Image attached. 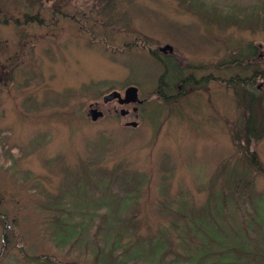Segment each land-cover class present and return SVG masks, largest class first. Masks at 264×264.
Returning <instances> with one entry per match:
<instances>
[{
    "label": "rangeland",
    "instance_id": "rangeland-1",
    "mask_svg": "<svg viewBox=\"0 0 264 264\" xmlns=\"http://www.w3.org/2000/svg\"><path fill=\"white\" fill-rule=\"evenodd\" d=\"M37 13L42 27L13 22ZM152 53L193 81L167 104ZM256 69L264 0H0V264H264V174L236 140L245 120L228 83ZM128 87L141 104L102 102ZM248 89L262 127L264 79ZM249 141L264 168V136ZM61 217L79 231L62 245Z\"/></svg>",
    "mask_w": 264,
    "mask_h": 264
},
{
    "label": "trees",
    "instance_id": "trees-1",
    "mask_svg": "<svg viewBox=\"0 0 264 264\" xmlns=\"http://www.w3.org/2000/svg\"><path fill=\"white\" fill-rule=\"evenodd\" d=\"M52 14L54 16L55 14H57V11H53ZM72 18L75 19L76 17L72 16ZM5 22L6 21H3L2 24H5ZM13 22L16 26H19V25L20 26L21 25L22 26H28V25H32V24H36V25L41 26V27L44 26L43 20L40 18L39 13H37L33 16L25 14L24 17L22 18L21 22L17 21V20H14ZM78 28H79V30L83 31L81 26H78ZM128 49H129V47H127V49H125V50H128ZM152 56L156 60L160 61L162 68H163V74L160 77L159 85H158V88H157L155 95L160 101L167 104L172 99V97L168 93L171 86H173L177 81H179L182 84V86L184 87L186 85H191L193 83V81H192V78H190V77L189 78H181V76H180L181 71L178 69L177 63L173 60L171 61L169 57H167L166 59H158L154 53H152ZM233 64L234 63H230V66H232ZM263 79H264V70L256 69V70H254L253 75L251 77L243 78L241 80L236 78L235 80L228 81V83H233V84H235L236 87L238 86L240 88V90H239L241 92L240 94L237 91V88H235V87H234V89H235L234 91L237 94V99H238L237 105H238L239 109H241L242 115H243L244 120H245L244 121V127L242 130V136L236 135L235 136L236 140H238L240 142L243 141V142H241V146L239 145V147H241L242 151L244 152L249 166L260 174H264V168L262 167L260 161L258 160L256 153L254 151H250L248 146L250 144V141H249L250 138L252 139V141L254 143H256L262 138V136H264V126L261 127L257 123V121H258L257 114L258 113H260L259 116L261 117V119H263V115L261 114V111H260L261 99H259V97L254 95L253 93H251L250 90L248 89V87L257 83L258 80H263ZM250 93H251V95H250ZM179 95H181V93H179ZM133 194H135V193H129V194H127V196L125 198L123 197L119 200L120 210L125 209V206L127 204L130 205L132 202L136 203L137 196L133 195ZM226 202H229V201H226ZM99 203H101V201H99ZM104 207H105L104 205L101 206V204H99L96 207L91 208V210H93L94 212L97 213ZM229 207H230V204L225 205L221 209L224 210V208H226L229 211ZM230 209L232 210V208H230ZM105 210H107L110 213L112 209L107 206ZM79 220L81 222V225H82L83 221H86L84 218H81V217L79 218ZM3 222H4V219H3ZM204 222L207 223L206 220ZM59 223H60L59 225L53 226L56 229L55 232H57L58 236H59L58 241L55 240L56 241L55 243H59L62 245V244L69 243L74 238H76L79 231L76 230L77 228H75V226H73L72 223H70V221L68 219H65L63 217L62 221L59 220ZM53 227H52V229H53ZM3 239H4V237H3ZM159 241L154 242L152 244L153 247H155L154 248L155 254L153 255L152 259H154L158 255V252L161 249L162 245H161V241L160 242ZM116 242L118 244L119 240H116ZM225 242H227V241H225ZM157 245H159V246H157ZM117 247H118V245H117ZM140 247L141 246H139V245L134 247L133 252H135V254H134L135 257L138 256V254H139L138 252H139ZM121 258L124 259V261H122L120 259L117 262V264H119L120 261L125 262V256L123 255V256H121ZM30 261L34 262V264H73V263L60 262V261H58L55 258L50 257V256L33 257V259H30ZM10 262L14 263V261L12 259L10 260ZM228 263H230V262H228Z\"/></svg>",
    "mask_w": 264,
    "mask_h": 264
},
{
    "label": "water",
    "instance_id": "water-1",
    "mask_svg": "<svg viewBox=\"0 0 264 264\" xmlns=\"http://www.w3.org/2000/svg\"><path fill=\"white\" fill-rule=\"evenodd\" d=\"M159 52L163 54H166V53L171 54L172 48L167 45V46L160 48ZM114 100H118L119 104H130V103L131 104H141L142 103V101H140V99L138 98L137 89L135 87L126 88L123 93V96H121L120 93L113 91L112 93L102 98V102L104 104L112 102ZM97 105L98 104L89 105V110L87 111V114H86L87 118H89L92 122H96L97 120L104 117V113L96 109L98 107ZM120 113L122 116H124L125 114H127V111L122 110ZM126 126L135 128L137 127V123L135 122L127 123Z\"/></svg>",
    "mask_w": 264,
    "mask_h": 264
},
{
    "label": "flooded vegetation",
    "instance_id": "flooded-vegetation-1",
    "mask_svg": "<svg viewBox=\"0 0 264 264\" xmlns=\"http://www.w3.org/2000/svg\"><path fill=\"white\" fill-rule=\"evenodd\" d=\"M116 101L118 102V100H116ZM97 106H98V105H97ZM95 108H96V107H95ZM98 108H99V107H97L96 109L99 110ZM115 112H116V111H115Z\"/></svg>",
    "mask_w": 264,
    "mask_h": 264
}]
</instances>
